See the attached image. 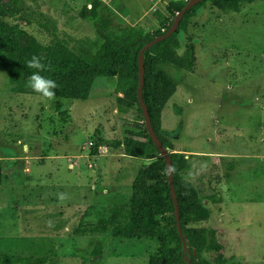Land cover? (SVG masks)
I'll list each match as a JSON object with an SVG mask.
<instances>
[{
  "label": "rangeland",
  "instance_id": "1",
  "mask_svg": "<svg viewBox=\"0 0 264 264\" xmlns=\"http://www.w3.org/2000/svg\"><path fill=\"white\" fill-rule=\"evenodd\" d=\"M102 1L97 20L80 18L92 0H20L33 13L28 23L25 7L17 11L15 0H0V15L43 44L70 38L99 43L102 15L114 26L153 31L167 5ZM178 38L179 56L190 42L197 56L194 73L164 66L178 90L163 126L175 152H192L182 177L210 207L211 218L201 226L217 231L225 256L264 264V0L242 4L238 13L207 3ZM119 96L116 78H97L88 101L64 100L60 112V100L13 93L0 69V255L16 264H49L76 220L106 227L112 209L130 204L136 173L147 162L122 157L123 142L141 140L145 120L138 107L122 114ZM91 142H103L107 153L94 152ZM121 182V197L108 195L110 185ZM60 193L67 198L60 200ZM70 239L56 264H148L159 248L156 239ZM98 240L104 241V257L93 262Z\"/></svg>",
  "mask_w": 264,
  "mask_h": 264
},
{
  "label": "trees",
  "instance_id": "2",
  "mask_svg": "<svg viewBox=\"0 0 264 264\" xmlns=\"http://www.w3.org/2000/svg\"><path fill=\"white\" fill-rule=\"evenodd\" d=\"M189 0H167L166 13H157L160 27L148 31L139 27L114 26L112 20L102 15L97 28L99 43L87 39L53 40L49 44L38 41L19 24L10 25L0 15V69L7 73L11 91L20 95L41 96L28 87L29 77L35 69L28 68L27 61L33 55L41 58L46 68L41 75L54 80L58 87L55 99L60 100L57 110L61 112L63 101H88L97 78H116L119 96V111L128 114L138 107L144 115L138 98L139 54L155 38L163 36ZM257 0H206L191 8L183 17L178 30L168 39L147 49L144 53L145 82L144 102L148 108L152 126L165 147L171 149V141L162 134L163 113L178 90V83L165 71L171 66L181 71L194 73L197 68L196 48L193 42L186 46L185 54L179 56V33L186 31L189 20L205 4L210 3L222 12H240L242 4ZM22 12V19L29 22L30 7L15 0V9ZM102 0H92L91 8L84 7L82 20L101 17ZM42 97V96H41ZM144 136L134 140L127 137L123 145L125 155L147 162L142 165L132 184L130 204L112 209L108 226L94 225L83 219L71 225L69 238L53 250L49 264H56L62 249L70 238L104 236L122 239H156L159 248L150 257L148 264H241L237 257L227 258L214 228L201 226L209 222L212 211L201 197L197 187L182 176L191 164L187 154L176 151L170 154L173 165V181L179 205V219L188 252L178 232L177 218L167 173V164L150 138L146 125ZM94 144L98 152L103 142ZM97 155V154H96ZM3 180V165L0 162V185ZM104 257V241L98 240L91 254L93 262ZM0 264H16L9 256L0 255ZM41 264H44L43 262Z\"/></svg>",
  "mask_w": 264,
  "mask_h": 264
},
{
  "label": "water",
  "instance_id": "3",
  "mask_svg": "<svg viewBox=\"0 0 264 264\" xmlns=\"http://www.w3.org/2000/svg\"><path fill=\"white\" fill-rule=\"evenodd\" d=\"M206 1V0H189L188 4L185 6V8H183V10L178 13V15L176 16L173 25L170 27V29L168 30V32H166L163 36H160L158 38H155L153 41H151L150 43H148L141 51L139 54V87H138V98H139V102H140V106L142 108L143 111V115H144V119H145V125L148 131V134L150 136V138L152 139L154 145L156 146L160 156L159 157H163L166 161L167 164V173H168V178H169V184H170V188H171V195L173 198V202H174V207H175V213H176V218H177V225H178V232L179 235L181 237L182 243H183V247H184V253L187 254L188 252V243L184 237L182 228H181V224H180V219H179V205H178V199L176 196V192H175V188H174V181H173V176H174V172H173V165H172V160L170 157V152L168 150V147H165L162 143V141L159 139L158 135L155 133L154 128L152 126V122H151V118L149 115V111L148 108L144 102V98H143V88H144V82H145V64H144V53L147 49H149L150 47H152L154 44H157L163 40L168 39L169 37H171L179 28L180 23L183 19V17L185 16L186 12L189 11L191 8H193L194 6L198 5L199 3Z\"/></svg>",
  "mask_w": 264,
  "mask_h": 264
},
{
  "label": "clouds",
  "instance_id": "4",
  "mask_svg": "<svg viewBox=\"0 0 264 264\" xmlns=\"http://www.w3.org/2000/svg\"><path fill=\"white\" fill-rule=\"evenodd\" d=\"M26 66L30 69L36 70L29 77L28 87H30L35 93L40 94L46 100H54L56 95L54 90L58 85L54 80L41 75L46 68L45 64L41 62V58L33 55L32 58L27 61ZM58 198L64 200L67 198V194L60 193L58 194Z\"/></svg>",
  "mask_w": 264,
  "mask_h": 264
},
{
  "label": "crops",
  "instance_id": "5",
  "mask_svg": "<svg viewBox=\"0 0 264 264\" xmlns=\"http://www.w3.org/2000/svg\"><path fill=\"white\" fill-rule=\"evenodd\" d=\"M145 15V14H144ZM163 117H164V114H163ZM162 134L164 137L168 138L169 137L167 136L166 132H165V128L163 126V119H162ZM174 152V147L173 146H169ZM170 151V150H169ZM176 151H180V152H183V153H192L190 151H184L183 149H179V150H176ZM122 157H125V158H129L131 159V157H126L125 155H121ZM135 159V158H134ZM121 194H123V187H122V182L121 183H117L115 185H110V193L108 195L112 196L113 198H120L121 197Z\"/></svg>",
  "mask_w": 264,
  "mask_h": 264
},
{
  "label": "built area",
  "instance_id": "6",
  "mask_svg": "<svg viewBox=\"0 0 264 264\" xmlns=\"http://www.w3.org/2000/svg\"><path fill=\"white\" fill-rule=\"evenodd\" d=\"M93 143L91 142L90 143V147H93ZM98 151H99V154L101 155V156H103L104 154H106L107 153V151H108V148L106 147V146H99V148H98ZM99 155V156H100ZM92 166V165H91ZM93 167V166H92Z\"/></svg>",
  "mask_w": 264,
  "mask_h": 264
}]
</instances>
